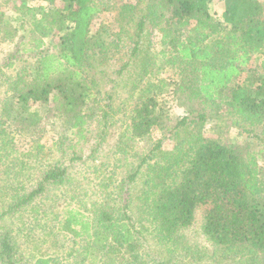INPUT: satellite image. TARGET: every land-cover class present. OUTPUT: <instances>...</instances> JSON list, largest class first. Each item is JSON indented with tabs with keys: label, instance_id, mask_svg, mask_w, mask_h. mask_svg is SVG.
Wrapping results in <instances>:
<instances>
[{
	"label": "trees",
	"instance_id": "obj_1",
	"mask_svg": "<svg viewBox=\"0 0 264 264\" xmlns=\"http://www.w3.org/2000/svg\"><path fill=\"white\" fill-rule=\"evenodd\" d=\"M108 1L14 0L15 26L0 11L1 41H9L21 31L17 54L11 58L19 59L16 70L0 80V86H5L1 93L8 95L4 110L9 115L25 120L24 117H30L25 105L39 103L43 112L60 120L78 140L85 139V126L95 111H102L101 120L106 121L111 104L98 96L96 83L86 73L92 62L99 57L108 58L110 49L117 48L113 40L107 44L110 34L104 22H99L96 29L93 27L100 13L115 6L121 21L135 25L133 45L125 54L128 60L138 53L146 25L149 33L158 35L159 54L165 63L178 72L171 85L179 102L183 98L194 100L207 111L224 107L220 118L226 128H240L239 132L248 133L249 128L254 131L260 126L255 135L264 134L262 0H215L220 8L218 14L208 10L213 0ZM121 32L119 29L116 34ZM257 59L258 67L244 69ZM128 60L119 71L127 67ZM12 65L9 62L6 66ZM245 70L247 75L242 79ZM167 84L149 82L139 92L125 116L126 131L132 140L148 137L154 127L166 128L167 108L151 100L149 94L153 89L162 93ZM195 110L189 108L188 112ZM197 117L198 121L188 116L177 120L170 130L178 136L185 132L183 136L157 162L146 164L151 172L147 177L151 178L144 183L151 181V186L143 195H151L144 200L142 211L150 217L149 234L165 253L169 246L182 243L188 248L191 242L181 230L200 217L201 232L211 244L213 258L216 255L220 261L237 258L241 264H264V163L258 161L250 142L202 137L199 127L206 115L200 112ZM189 123L196 124L198 129L194 132ZM159 144L156 142L150 152ZM73 147L72 143L65 144L66 150ZM94 151L96 146H92L91 153ZM167 155L166 162L161 164ZM71 158L80 157L74 154ZM147 158L142 156L115 184L110 193L115 202L98 206L94 217L77 208L61 210L57 231L86 240L84 262L87 259L88 264H96L103 259L104 264H115L114 256L120 255L124 264H149L138 253L143 234L131 223L129 209L133 197L124 185L135 180ZM63 171L49 167L43 181L60 182ZM37 192L33 189L14 199L1 212L0 219L16 211L19 205L29 203ZM14 245L7 233L0 237V264H17L20 258L14 256L18 254ZM106 254L109 256L104 259ZM50 262V257H39L31 264Z\"/></svg>",
	"mask_w": 264,
	"mask_h": 264
},
{
	"label": "rangeland",
	"instance_id": "obj_2",
	"mask_svg": "<svg viewBox=\"0 0 264 264\" xmlns=\"http://www.w3.org/2000/svg\"><path fill=\"white\" fill-rule=\"evenodd\" d=\"M110 1L116 3V0L108 2ZM13 5L14 0H0L3 17L15 26L17 16ZM110 8L94 19L93 27L96 29L99 22H104L107 33L110 34L107 44L113 40L117 48L110 49L108 58L102 60L99 57L92 62L87 70L89 72L84 74L92 79L93 84L96 83L94 88L98 90V96L105 97L111 108L107 111L105 122L101 120L103 112L95 111L85 126V139L78 140L60 120L43 112L36 102L25 105L26 113H30V117H24L25 120L16 119L14 114L9 115L4 110L7 94L1 93L5 86H0V214L20 195L26 196L31 190H38L29 203L19 205L16 211L1 217L0 237L7 233L13 240L18 253L14 256L20 258L17 264H31L39 257H50V264H88L87 259L84 262L86 240L57 231V218L61 210L65 207L77 208L94 217L98 206L115 202L116 198L111 200L110 196L115 184L137 165L142 156H148L135 180L124 184L133 197L129 209L131 223L143 234L140 236L138 250L142 259L149 264H241L237 258L220 261L216 255L212 257L211 244L201 232L200 217L190 227L181 230L190 240L191 246L184 247L187 244L183 243L176 247L169 246L167 253L159 248L156 240L149 234L152 229L150 217L142 211L144 200L151 195H143V191L150 190L151 186V181L144 183L151 178L147 177L151 172L147 170L146 164L157 162L158 157L171 151L176 141L183 136L185 132L181 131L178 136L174 135L173 129L170 130L177 120L188 116V119L198 121L197 115L200 112L206 115L199 127L202 137L220 136L221 140L228 142H250L252 149L258 154V161L264 163V134L258 137L255 135L259 134L260 126L254 131L249 128L248 133L239 132L240 128L225 127L224 119L220 118V114L226 110L224 107L207 111L194 100L183 98V102H179L171 85L178 78V72L175 67L167 65L159 54L161 47L158 35L149 33L148 27L144 25L138 53L128 60L125 54H128L133 45L131 39L135 25H127L121 21L118 9L115 6ZM208 10L210 14H218L220 8L217 1L209 3ZM138 17L139 15L134 22ZM119 29L122 31L121 35L116 34ZM19 34L21 31L9 41H1L0 33V80L6 75L14 74L16 70L19 59L11 58L17 54ZM127 60V67L119 71ZM259 61H250L244 69L258 67ZM9 62L13 63L12 67L6 66ZM246 75L245 70L240 78L244 79ZM160 81L168 83L165 91L159 94L153 89L149 97L167 108L169 119L165 121L166 128L154 127L148 137L132 140L126 131L128 123L125 116H128L130 107L147 83L157 84ZM107 95H111V98L107 99ZM189 108L196 110L188 112ZM195 125L189 123L190 128H195L194 132L198 129ZM156 142H160L159 147L150 152ZM66 143H72L74 147L66 150ZM92 146H96L94 153H91ZM74 154L80 158H71ZM167 157L168 155L161 159L160 163L166 162ZM53 166L64 170L63 179L60 182L43 181L45 171ZM108 256L106 254L102 257L107 259ZM114 257H117L115 264H124L120 261V255ZM96 264H104L103 259H98Z\"/></svg>",
	"mask_w": 264,
	"mask_h": 264
}]
</instances>
